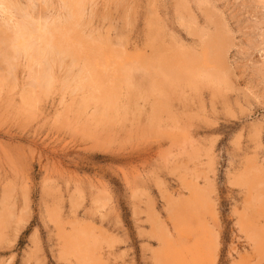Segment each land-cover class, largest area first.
<instances>
[{
	"label": "rangeland",
	"instance_id": "374dc122",
	"mask_svg": "<svg viewBox=\"0 0 264 264\" xmlns=\"http://www.w3.org/2000/svg\"><path fill=\"white\" fill-rule=\"evenodd\" d=\"M10 1L0 31L33 36L30 55L0 37V264H264V0H89L69 35L99 50L86 91L85 60L39 38L64 0ZM153 30L202 85L149 87Z\"/></svg>",
	"mask_w": 264,
	"mask_h": 264
},
{
	"label": "bare ground",
	"instance_id": "6f19581e",
	"mask_svg": "<svg viewBox=\"0 0 264 264\" xmlns=\"http://www.w3.org/2000/svg\"><path fill=\"white\" fill-rule=\"evenodd\" d=\"M89 0H64L63 2H64V4L66 5V8L69 10V12H70V21L69 22H67L66 23V25L64 26H62V27H57V25H56V27L54 26V25H52L53 27H51V28H47V30H45L44 31V35H42V36H40L39 38L43 41V43H45V45L46 46H49V47H51V50L53 49V51L52 52H50L51 54H50V56L52 55V54H56V53H59V54H61V55H63V56H66L67 57V59H68V57H70V58H72L73 59V62H72V64H78L77 62H78V60H82V62L84 61V67H83V69L81 70V72L80 71H78V75L77 76H74L75 77V80H76V84H77V86L76 87H78L79 88V90L77 89V90H75V91H82V90H87L88 88H90L89 86L92 84L91 82L89 83V85H88V83L86 84V81L84 80L85 78L83 77L84 76V74H86V73H89L90 75H91V73H90V71H87L86 72V69L88 70V68H91V59H92V55L93 54H96L99 50L98 49H96V48H92V46H88V48H87V50H86V52H89L90 51V54H89V58H87V56H88V53H87V56H86V58L85 59H82V57H81V59L79 58L80 57V55L81 56H83L81 53H80V51H82L81 49V45H79L78 47H80L81 49H80V51L78 50L79 48L78 47H72L71 45H69V43H71L70 41V38H69V35L73 38V35L75 34V38L77 37H79V35L81 36L82 34L80 33L79 35H77L76 33H79V31H76L75 29H76V27H79L80 25H81V22H82V20H83V10H85V7H87V3H89L88 2ZM11 1L10 0H2V5L4 6V9L6 10V11H8V10H12V8H11V6H9V4L8 3H10ZM14 2V1H13ZM15 3H16V1H15ZM10 4H13V3H10ZM13 5H15V4H13ZM12 5V7H13V10H14V7L15 6H13ZM65 7V6H64ZM18 8V7H17ZM4 10V11H5ZM21 10V9H20ZM25 10V9H24ZM2 12V11H1ZM10 12H12V11H10ZM10 12H9V14H10ZM19 12V11H18ZM23 14V13H22ZM45 14V13H44ZM189 14V13H188ZM19 15V14H18ZM17 15V16H18ZM36 16H37V14H36ZM35 16V17H36ZM22 17V16H21ZM34 17V18H35ZM10 18V17H9ZM24 19H25V16H24ZM28 19V18H27ZM4 20V19H3ZM26 20V19H25ZM27 22H28V20H26ZM155 21V20H154ZM11 22V21H10ZM157 22V21H156ZM3 23V22H2ZM29 23H31V22H29ZM47 24V23H46ZM56 24H58V23H56ZM82 24H84V23H82ZM31 25V24H30ZM20 26V25H19ZM34 25H32V27H33ZM36 26V25H35ZM34 26V27H35ZM49 26V25H48ZM59 26V25H58ZM85 26H87L86 24H85ZM85 26H83V27H85ZM152 26H154V24L152 25ZM46 27V26H45ZM20 28H21V26H20ZM36 28V27H35ZM39 28H41V27H39ZM80 28V27H79ZM79 28H78V30H79ZM82 28V27H81ZM159 28V27H158ZM18 29V28H17ZM26 29V28H25ZM28 29V28H27ZM26 29V30H27ZM34 29V28H33ZM42 29H43V27H42ZM24 30V29H23ZM155 30H157V27H156V29ZM155 30H153V31H151V33H150V36H152L151 37V43H152V47H155V51H156V56H154L155 58L153 59V60H151V61H149V62H151V64H152V68H153V71H150V69H147L148 71H149V79H146L145 81H146V83L147 82H150L149 84V87L151 86V89H154V88H156L157 87V84L158 83H160L159 85H162V87L163 88H166L167 89V87H170L171 85H174V84H177V83H180V82H182L183 81V83H184V81H186L191 87L193 86L194 88L197 86V87H199L197 84H201V82H202V80H203V77L200 75V74H198L197 73V75L194 73V69H196L197 67H198V64L200 63V59L199 58H195V57H193L192 55H190V54H187V53H184V52H180V51H178V50H174L173 51V53H172V55L169 57V58H165V57H162L160 54L162 53V50H160L161 48H162V46H163V44H162V42H161V39H160V37H161V35H159L160 33L158 32V31H156L155 32ZM30 31H33L34 32V30H30ZM36 31V30H35ZM38 31H40V30H38ZM76 31V32H75ZM18 32V31H17ZM20 33H21V31H19ZM41 32V31H40ZM72 32H75L74 34H72ZM14 33V32H13ZM16 33V32H15ZM17 33L18 35H15V39H13L12 40V38H11V36L7 33V32H5L4 30L2 31H0V37L5 41V43L6 42H10V43H12V44H14L13 46L14 47H16V50H15V48H14V53H16V54H29V52L31 51L29 48L31 47L30 45H29V37H31V36H33V34L31 35V36H29V34H30V32H29V34H27L28 35V37L26 36V34L24 33ZM35 33V32H34ZM43 34V33H42ZM163 34V33H162ZM228 34V33H227ZM37 35H39V33L37 32ZM14 36V35H13ZM32 38V37H31ZM82 38H83V36H82ZM74 39V38H73ZM73 39H72V41H73ZM80 39H81V37H80ZM226 39L227 38H225L224 37V33L222 32V30H220V32L218 33V35L217 36H215V37H213L212 39H209L207 42L210 44V46H211V48H212V50H214L213 52H214V54H216L217 52H220V50L218 49L217 50V48L220 46V44H225L227 41H226ZM2 40V41H3ZM77 41H79L78 39H76ZM75 40V41H76ZM81 40H83V39H81ZM204 40V39H203ZM84 41V40H83ZM86 41V40H85ZM32 42V41H31ZM37 42V41H36ZM80 42V41H79ZM79 42H78V44H79ZM108 42V41H107ZM39 43H40V41H39ZM85 43V42H84ZM119 43V42H118ZM172 43V42H171ZM9 44V43H8ZM83 44V43H82ZM86 44H87V42H86ZM227 45H228V43H226ZM37 45V44H36ZM77 45V44H76ZM85 45V44H84ZM83 45V46H84ZM162 45V46H161ZM1 46V45H0ZM10 46V45H9ZM13 46H12V48H13ZM30 46V47H29ZM107 46H108V44H107ZM207 46V45H206ZM216 46H218V47H216ZM43 47H45L44 45H43ZM178 47V46H177ZM224 47V46H223ZM7 48V47H6ZM11 48V49H12ZM85 48H86V46H85ZM102 48V47H101ZM35 49H37V48H35ZM45 49H46V47H45ZM44 49V50H45ZM47 49H50V48H47ZM103 49V48H102ZM6 50H8V49H6ZM43 50V51H44ZM9 51V50H8ZM12 51V50H11ZM42 51V50H41ZM41 51H39V52H37L36 53V55L34 56V57H32L31 58V60L33 61V63L35 62L36 63V61L38 60V58L39 57H41ZM42 51V52H43ZM154 51V52H155ZM159 51H161V53L159 52ZM45 52V51H44ZM209 52V51H208ZM211 52V51H210ZM14 53H13V56H14ZM46 53V52H45ZM160 53V54H159ZM3 54V53H2ZM8 54H10V53H8ZM33 54V53H32ZM44 54V53H43ZM213 54V53H212ZM30 55V54H29ZM12 56V55H11ZM10 56V57H11ZM16 56V55H15ZM28 56V55H27ZM26 56V57H27ZM46 56V55H45ZM59 56V55H58ZM214 56V55H213ZM221 56V55H220ZM10 57H8V58H10ZM52 57V56H51ZM84 57V56H83ZM197 57V56H196ZM208 56H204V58H206V60L208 59L207 58ZM215 57H217L216 55H215ZM7 58V57H6ZM17 58H18V55H17ZM46 58V57H45ZM44 58V60H46ZM3 59V58H2ZM30 59V58H29ZM60 59V58H59ZM9 60V59H8ZM63 60V59H62ZM93 60V59H92ZM95 60V59H94ZM30 61V60H29ZM42 61V60H41ZM47 61V60H46ZM53 61V60H52ZM43 62V61H42ZM180 62H182V64H180ZM47 63V62H46ZM145 63V62H144ZM147 64H148V67H149V63L148 62H146ZM221 63H223V61H221ZM220 63V64H221ZM53 64V63H52ZM72 64H71V66H72ZM79 64H80V62H79ZM143 64V63H142ZM146 64V65H147ZM150 64V65H151ZM55 65V64H54ZM94 64H92V66H93ZM200 65V64H199ZM48 66H50V65H48ZM66 66V65H65ZM74 66V65H73ZM18 67V66H17ZM30 67V66H29ZM56 67V66H55ZM141 67H143V66H141ZM148 67H146V68H148ZM220 68V67H219ZM6 69V68H5ZM34 69V68H33ZM32 69V70H33ZM142 69H144V67L142 68ZM72 70V69H71ZM165 71L164 73H165V76L164 77H161V74H160V72H162V71ZM196 70H198V69H196ZM40 71V70H39ZM126 71V70H125ZM155 71V72H154ZM217 71H218V69H217ZM49 72V71H48ZM71 72V71H70ZM10 73H12V72H10ZM41 73H44V72H41ZM35 74V73H34ZM33 74V75H34ZM37 74H38V72H37ZM37 74H35V75H37ZM55 74V73H54ZM75 74V73H74ZM148 74V73H147ZM206 74V73H205ZM49 74H47L46 76H48ZM56 75V74H55ZM87 75V74H86ZM124 75V74H123ZM225 75V74H224ZM9 76H10V74H9ZM42 76V75H41ZM89 76V75H88ZM88 76H86V77H88ZM213 76V75H212ZM53 77V76H52ZM73 77V78H74ZM148 77V76H147ZM209 77V76H208ZM8 78V77H7ZM84 78V79H83ZM89 78H90V76H89ZM221 78V77H220ZM9 79H10V77H9ZM15 79V78H14ZM48 79H50V81L48 80V82L46 83V88H45V84H44V87L43 88H45V89H47V92L49 91V89H51L52 87H53V85L56 83L55 82V80L57 79V77L55 78V76H54V78H53V81H52V78H48ZM125 79V78H124ZM157 79H159L160 81H156ZM74 80V79H73ZM75 80L73 81V82H75ZM149 80V81H148ZM155 80V81H154ZM210 80V79H209ZM212 80V79H211ZM156 83H154V82ZM7 82V81H6ZM11 82V81H10ZM13 82H14V80H13ZM12 82V83H13ZM44 82V81H43ZM205 82H206V80H205ZM217 82V81H216ZM11 83V84H12ZM16 83V82H15ZM41 83H42V79H41ZM64 83H66L67 84V81L66 82H64ZM96 83V82H95ZM43 84H40V86L41 85H43ZM141 84V83H140ZM3 85V84H2ZM96 85V84H95ZM124 85V84H123ZM202 85V84H201ZM4 86V85H3ZM14 86V85H13ZM65 87V86H64ZM172 87V86H171ZM170 87V88H171ZM196 87V88H197ZM40 88H42V87H40ZM228 88V87H227ZM7 89H8V87H7ZM10 89V88H9ZM89 90V89H88ZM52 91V90H51ZM75 91H73V92H75ZM150 91V90H149ZM131 92V91H130ZM47 94V93H46ZM135 94V93H134ZM117 95H119V94H117ZM116 95V92L114 91V90H108V89H106V90H104V91H102V101L104 102V104L106 105V112L108 113V111L110 110V109H112V107L114 106V105H116L117 104V96ZM41 96V95H40ZM120 97V96H119ZM138 97V96H137ZM142 97V96H141ZM33 98H35V97H33ZM32 99V98H31ZM90 99V98H89ZM95 99V98H94ZM92 100V99H91ZM35 102V101H34ZM83 103V102H82ZM86 103V102H85ZM166 105V104H165ZM82 106H85L84 105V103H83V105H81V107ZM159 106H161L160 104H159ZM155 107V106H154ZM166 107V106H165ZM158 108H160V107H158ZM114 109V108H113ZM112 109V113L114 112V110ZM153 109V108H152ZM159 112V110H157L156 109V113H158ZM106 114V113H105ZM109 114V113H108ZM107 114V115H108ZM154 116H156V115H154ZM161 116V115H160ZM117 118H118V116H117ZM154 119V118H153ZM153 122V121H152ZM111 123V122H110ZM152 128V127H151ZM81 236V235H80ZM81 241H82V238H81ZM86 248V247H85ZM82 249V248H81ZM92 250V249H91ZM86 251H88V250H86Z\"/></svg>",
	"mask_w": 264,
	"mask_h": 264
}]
</instances>
